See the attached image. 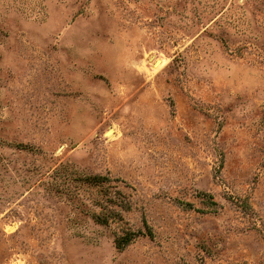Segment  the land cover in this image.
I'll return each mask as SVG.
<instances>
[{"label": "rangeland", "instance_id": "rangeland-1", "mask_svg": "<svg viewBox=\"0 0 264 264\" xmlns=\"http://www.w3.org/2000/svg\"><path fill=\"white\" fill-rule=\"evenodd\" d=\"M0 264H264V0H0Z\"/></svg>", "mask_w": 264, "mask_h": 264}, {"label": "trees", "instance_id": "trees-1", "mask_svg": "<svg viewBox=\"0 0 264 264\" xmlns=\"http://www.w3.org/2000/svg\"><path fill=\"white\" fill-rule=\"evenodd\" d=\"M116 245H117V247H121L122 246V244H120V241H117Z\"/></svg>", "mask_w": 264, "mask_h": 264}, {"label": "bare ground", "instance_id": "bare-ground-1", "mask_svg": "<svg viewBox=\"0 0 264 264\" xmlns=\"http://www.w3.org/2000/svg\"><path fill=\"white\" fill-rule=\"evenodd\" d=\"M111 133V131H108V133L107 134H110ZM111 135V134H110Z\"/></svg>", "mask_w": 264, "mask_h": 264}]
</instances>
